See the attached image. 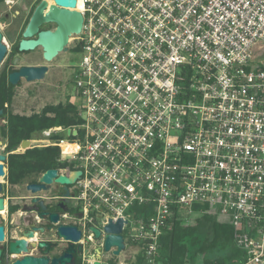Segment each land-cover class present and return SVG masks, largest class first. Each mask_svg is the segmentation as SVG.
I'll return each mask as SVG.
<instances>
[{
    "label": "built area",
    "instance_id": "built-area-1",
    "mask_svg": "<svg viewBox=\"0 0 264 264\" xmlns=\"http://www.w3.org/2000/svg\"><path fill=\"white\" fill-rule=\"evenodd\" d=\"M80 3L81 122L30 148L59 147L74 165L59 175L81 171L82 243L94 225L103 248L105 226L123 220L124 243L152 264L162 231L205 204L233 221L248 250L238 264H264V0Z\"/></svg>",
    "mask_w": 264,
    "mask_h": 264
},
{
    "label": "flooded vegetation",
    "instance_id": "flooded-vegetation-1",
    "mask_svg": "<svg viewBox=\"0 0 264 264\" xmlns=\"http://www.w3.org/2000/svg\"><path fill=\"white\" fill-rule=\"evenodd\" d=\"M58 8L79 10L83 16V31L85 16L80 9L78 0L76 8L58 6L55 0H0V156L4 157V159H0V165L4 170V174L0 173V199L3 201V209L0 210V227L4 228L5 233V239L0 243V249L3 252V264H9L14 257L27 253L33 256L39 255L40 243L48 238L51 231L59 224L75 225L82 232L81 240L76 245L81 244L83 250L82 253L75 255L76 264L89 263L88 261L94 259L96 251L103 249L102 232L101 237L96 239L94 244L82 243L85 234L80 225L81 215L74 208L72 186L66 190L65 187L54 181L47 191L34 193L28 189V186L39 184L42 175H34L21 183L13 182L10 175V157L24 155L28 150L35 149L30 146L32 140L37 136L24 140L30 141L29 148H22L24 141L15 148L9 147L10 137L16 135V125L22 127L25 118L35 111L26 113L25 108L27 89H30L31 84L35 82H28L25 76L21 75L18 82L13 84L11 75L18 74L26 68L47 67L45 79L42 80L44 82L52 70L57 69L58 73H65L64 77L68 79L67 84L72 89L78 64L70 63V55L73 53L71 49L75 48L76 36L70 38L66 46L67 50L59 52L52 60H46L45 48L38 42L42 33L57 30L58 23L53 20L51 13ZM70 165L73 169L74 165ZM66 193L69 195L67 196ZM42 202L46 206V211H43ZM43 212L58 213L59 222L52 223L48 214L43 218ZM19 241L24 242L26 248L21 250L18 245L17 249L21 250V254L12 256L9 253L10 246ZM66 244L65 241L60 242L63 248ZM114 249L115 247L112 248V250ZM90 250H92L91 253ZM131 251L133 249L125 244L123 252L131 253ZM122 253L120 256H115L112 252H103L102 264H107L114 257L121 260ZM136 259L137 252L134 260L126 259V261L131 263Z\"/></svg>",
    "mask_w": 264,
    "mask_h": 264
},
{
    "label": "trees",
    "instance_id": "trees-1",
    "mask_svg": "<svg viewBox=\"0 0 264 264\" xmlns=\"http://www.w3.org/2000/svg\"><path fill=\"white\" fill-rule=\"evenodd\" d=\"M80 48H74L79 52ZM80 102L67 97L64 103L47 105L40 113H32L22 127L16 125V135L10 137L9 147L15 148L22 141L34 138L41 130L80 124ZM73 142L76 138H68ZM55 140H62L56 138ZM59 147L35 148L24 155H12L9 159L11 180L21 183L34 175H43L50 169H68L72 166L60 162ZM185 213V214H184ZM176 216L159 237V249L152 264H238L248 259V250L238 244L233 221L219 219L211 205L199 204ZM117 257L108 264H119ZM148 264L144 252L140 251L135 262Z\"/></svg>",
    "mask_w": 264,
    "mask_h": 264
},
{
    "label": "water",
    "instance_id": "water-1",
    "mask_svg": "<svg viewBox=\"0 0 264 264\" xmlns=\"http://www.w3.org/2000/svg\"><path fill=\"white\" fill-rule=\"evenodd\" d=\"M58 6L76 8L77 0H55ZM52 18L58 23V28L55 32L42 33L39 39V43L45 48L46 60H52L59 52L66 51L67 44L73 36H77L81 33L83 27V16L79 10L57 9L52 13ZM35 20V19H34ZM33 23V22H32ZM47 67L38 68H26L18 74L11 75V82L16 84L19 76H25L28 82L42 81L45 79ZM68 136L77 135V130H68ZM30 141H24L22 148H28ZM0 159H4L0 156ZM0 173L4 174L3 166L0 165ZM81 171L72 172L70 175H59L57 169H50L46 171L40 178L39 184H32L28 186V189L32 192H45L49 189L50 185L55 181L58 185L65 187L66 190L73 185L80 177ZM68 196L69 194L66 193ZM43 211H46V206L42 202ZM3 209V201L0 199V210ZM48 214L49 220L52 223L59 222L58 213H42V217ZM123 220L114 222L109 221V224L105 226L104 231L106 233L103 252H112L115 256H120L125 249L124 238L122 236ZM96 235V239L101 237V231L96 228H91ZM82 237V232L75 225L71 224H59L48 235V238L42 240L40 243V253L37 256L30 255L29 253L21 254V250L26 248L24 242H15L10 246L9 253L14 257L9 264H76L75 255L82 253L83 247L81 244H77ZM5 239L4 228L0 227V243ZM61 241H65L67 244L63 248L60 245ZM19 245L20 249H17ZM112 250V248H114ZM102 250L96 251L94 259L88 264H102ZM2 250L0 249V264L2 263Z\"/></svg>",
    "mask_w": 264,
    "mask_h": 264
},
{
    "label": "rangeland",
    "instance_id": "rangeland-1",
    "mask_svg": "<svg viewBox=\"0 0 264 264\" xmlns=\"http://www.w3.org/2000/svg\"><path fill=\"white\" fill-rule=\"evenodd\" d=\"M71 50L73 53L70 55V63L78 64L81 59V55L77 54V52H74L73 48ZM64 76V72L58 73L57 69H54L44 82L39 81L31 84L32 87L27 89L28 93L25 97L26 113L34 110L35 111L33 113H40L47 105L64 103L67 97H73L72 89L67 84L68 79H66ZM136 252L137 250H133L131 253L123 252L121 263L119 264H128L129 261H126V259L134 260Z\"/></svg>",
    "mask_w": 264,
    "mask_h": 264
},
{
    "label": "bare ground",
    "instance_id": "bare-ground-1",
    "mask_svg": "<svg viewBox=\"0 0 264 264\" xmlns=\"http://www.w3.org/2000/svg\"><path fill=\"white\" fill-rule=\"evenodd\" d=\"M78 2L80 3L81 2V0H78ZM81 4V3H80Z\"/></svg>",
    "mask_w": 264,
    "mask_h": 264
}]
</instances>
